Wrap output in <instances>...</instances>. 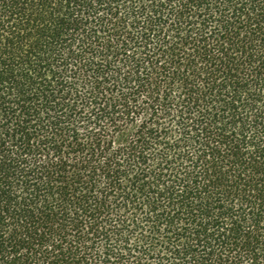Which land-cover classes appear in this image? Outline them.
Masks as SVG:
<instances>
[{
  "label": "trees",
  "instance_id": "16d2710c",
  "mask_svg": "<svg viewBox=\"0 0 264 264\" xmlns=\"http://www.w3.org/2000/svg\"><path fill=\"white\" fill-rule=\"evenodd\" d=\"M0 264H264V0H0Z\"/></svg>",
  "mask_w": 264,
  "mask_h": 264
}]
</instances>
